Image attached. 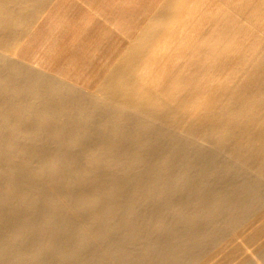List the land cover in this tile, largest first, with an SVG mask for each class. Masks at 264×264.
<instances>
[{"label": "bare ground", "instance_id": "1", "mask_svg": "<svg viewBox=\"0 0 264 264\" xmlns=\"http://www.w3.org/2000/svg\"><path fill=\"white\" fill-rule=\"evenodd\" d=\"M51 1L0 0V264H264V0H132L66 63L20 53Z\"/></svg>", "mask_w": 264, "mask_h": 264}, {"label": "crops", "instance_id": "2", "mask_svg": "<svg viewBox=\"0 0 264 264\" xmlns=\"http://www.w3.org/2000/svg\"><path fill=\"white\" fill-rule=\"evenodd\" d=\"M127 3L130 7L132 0H52L47 13L39 24L31 30L27 40L21 46L20 53L39 55L40 53L55 52L54 54L58 55L57 61L66 63L68 55L70 57V55L83 52L85 44L90 45L97 39L92 34L82 41L80 33L82 30L89 32L90 29H94L95 24L99 26L101 22L115 21L114 13L118 11V5L124 14L125 10L127 12V8H123V6H126ZM86 23L88 24L87 27ZM72 28L73 30H70ZM64 38L67 40L65 41ZM69 44L71 45L69 46ZM50 47L55 49L50 50Z\"/></svg>", "mask_w": 264, "mask_h": 264}]
</instances>
